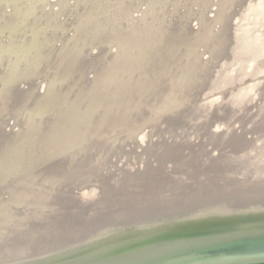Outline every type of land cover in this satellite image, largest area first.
<instances>
[{
    "label": "rangeland",
    "instance_id": "374dc122",
    "mask_svg": "<svg viewBox=\"0 0 264 264\" xmlns=\"http://www.w3.org/2000/svg\"><path fill=\"white\" fill-rule=\"evenodd\" d=\"M261 108L264 0H0V264L263 219V167L227 168L264 160Z\"/></svg>",
    "mask_w": 264,
    "mask_h": 264
},
{
    "label": "water",
    "instance_id": "95a60500",
    "mask_svg": "<svg viewBox=\"0 0 264 264\" xmlns=\"http://www.w3.org/2000/svg\"><path fill=\"white\" fill-rule=\"evenodd\" d=\"M36 260L29 264H264V218L164 228Z\"/></svg>",
    "mask_w": 264,
    "mask_h": 264
},
{
    "label": "bare ground",
    "instance_id": "6f19581e",
    "mask_svg": "<svg viewBox=\"0 0 264 264\" xmlns=\"http://www.w3.org/2000/svg\"><path fill=\"white\" fill-rule=\"evenodd\" d=\"M248 37H251V36H248ZM181 47V46H180ZM258 48H261V47H258ZM252 49H253V47H252ZM251 49V50H252ZM177 50V49H176ZM180 50H181V48H180ZM179 50V51H180ZM178 51V50H177ZM249 51H247L246 52V54L245 55H242L241 54V56L240 57H237V55H232L231 57H230V60H237V59H240V58H243V56H249L251 53H248ZM177 53V52H176ZM229 60V59H228ZM247 60H249V59H245V61H247ZM244 61V62H245ZM243 62V63H244ZM236 63H238V64H241L242 63V61L240 60V61H238V62H236ZM238 64H237V66H235L236 68L234 69L233 67H232V69H230L229 70V74L231 75V77H232V79H227L228 81H229V83L231 82V81H233L234 82V80H236L237 79V76H236V71H238L239 70V68H241L240 66H238ZM253 67V66H252ZM242 69V68H241ZM247 70H249V69H247ZM204 76H205V74L204 75H202V74H200L198 77H192L191 79H193V81H194V84H191V86H193L194 87V85H200V87H198V89L199 88H201V87H203L204 85H205V83L207 82L206 80H209V81H211L212 82V80H213V83L212 84H214V86H217V85H215L216 83H218L220 80H225V79H223V77L222 76H220L219 75V73H218V75L216 74V76H214V78L212 77H207V78H204ZM234 76H236V78H234ZM227 78H229V77H227ZM234 78V79H233ZM211 79V80H210ZM215 80V81H214ZM243 80V79H242ZM185 81V80H184ZM184 81H179V82H177V83H175V85L173 84V87H174V89H181V88H185L186 87V89H185V92L187 91L190 95L192 94V92H193V90L194 89H196L197 87H195V88H192V89H189V87L187 86V83L186 82H184ZM227 81V82H228ZM207 84V83H206ZM216 90H217V88H216ZM196 92V91H195ZM211 92V91H210ZM207 95V93H204L203 95ZM211 94V93H210ZM214 94V93H213ZM212 94V95H213ZM209 95V94H208ZM232 97V96H231ZM230 97V98H231ZM235 97V96H234ZM234 97H232V100H233V98ZM225 98V97H224ZM230 98H227V99H230ZM236 98H237V96H236ZM197 99V98H196ZM235 99V98H234ZM240 99V98H239ZM236 100V99H235ZM241 100V99H240ZM200 102V101H199ZM203 103V102H202ZM204 104H206V102H204ZM221 104H223V102L221 103ZM94 105V104H93ZM210 105V104H209ZM208 105V106H209ZM226 105V104H225ZM212 106V105H211ZM214 106V105H213ZM229 106V105H228ZM216 107V106H215ZM256 107V106H255ZM259 107V106H258ZM257 107V108H258ZM93 108V107H92ZM189 108V107H188ZM187 108V109H188ZM209 108V107H208ZM217 108V107H216ZM223 108V107H222ZM96 109V108H95ZM204 109V108H203ZM215 109V108H214ZM263 111H264V108H261ZM88 110V109H87ZM91 110V109H90ZM190 110V109H189ZM199 110V109H198ZM197 110V111H198ZM253 110H255V109H253ZM252 110V111H253ZM258 110V109H257ZM84 111V110H83ZM96 111H97V109H96ZM185 111H186V109H185ZM196 111V112H197ZM203 110H201V112H202ZM243 111V110H242ZM77 112V111H76ZM83 113H85V112H83ZM186 113H188V114H190L191 115V113H192V111L190 110V111H187ZM199 113V112H198ZM211 113V112H210ZM213 113V112H212ZM251 113V112H250ZM256 112H254V114H255ZM87 114V113H86ZM206 114V113H205ZM244 114V113H243ZM242 114V115H243ZM259 114V113H258ZM262 114V113H261ZM260 114V115H261ZM179 115H183V114H179ZM198 115V114H197ZM208 115V114H207ZM212 115V114H211ZM192 116V115H191ZM194 116V115H193ZM199 116V115H198ZM257 116V114L255 115V117ZM262 116V115H261ZM264 116V115H263ZM194 117H196V116H194ZM193 117V118H194ZM250 117H251V115H250ZM252 117H253V115H252ZM258 117V116H257ZM75 118V117H74ZM199 118H200V116H199ZM210 118V117H209ZM195 119V118H194ZM197 119V118H196ZM76 120V119H75ZM186 120V119H185ZM200 120V119H199ZM214 120H217V119H215L214 118ZM220 120V119H219ZM86 121V120H85ZM207 121V120H206ZM213 121V120H212ZM212 121H210V122H212ZM82 122H84L83 120H82ZM176 122V121H175ZM198 122H200V121H198ZM215 122V121H214ZM189 123H190V121H189ZM195 123H197V122H195ZM195 123H194V125H195ZM202 123V122H201ZM213 123V122H212ZM251 123V122H250ZM83 124H85V123H83ZM256 124V123H255ZM63 125V124H62ZM62 125H60V126H62ZM189 124H187V126H188ZM207 125V124H206ZM215 125H216V123H215ZM220 126H221V124H219ZM166 126V125H165ZM183 126H184V124H183ZM186 126V125H185ZM223 127H224V130H225V132L226 133H229V132H235V133H239L240 131H241V128H236V127H227V126H224V125H222ZM237 126V125H236ZM256 126V125H255ZM171 127V126H170ZM167 128V127H166ZM186 128V127H185ZM246 128L247 127H245V130H246ZM249 128V127H248ZM61 129H63V128H61ZM157 129H159V128H157ZM248 130V129H247ZM255 130L257 131V130H261V127L260 128H255ZM222 131V130H221ZM247 133V132H246ZM259 135V134H258ZM165 136V135H164ZM253 136V135H252ZM257 136V135H256ZM258 137H260V136H258ZM263 137V136H262ZM35 137L34 136H31V137H27V143H35L36 144V142H34V139ZM211 138H214V137H211ZM227 138L228 137H225V138H223V137H221V138H219L218 140L220 141V142H226V140H227ZM252 138H254V137H251L250 139H252ZM264 138V137H263ZM185 139V138H184ZM260 139H261V137H260ZM207 140V139H206ZM264 140V139H263ZM217 142V143H220V142ZM129 142H131V141H129ZM132 142H135V141H132ZM131 142V143H132ZM258 142V141H257ZM262 142V141H261ZM212 143V142H211ZM214 143H216V141H214ZM233 143V142H232ZM235 143H237V141L235 142ZM35 144H33V147H34V145ZM207 144V143H206ZM205 144V145H206ZM157 145H159V144H157ZM164 145V144H163ZM209 145H211V144H209ZM218 145V144H217ZM238 145V144H237ZM260 146V145H259ZM33 147H28V149H24L23 150V153H20L19 151V153L18 152H13V153H8V154H6L7 156H13V157H16V158H18L17 159V166L20 168V169H24L25 167H26V165L28 164V163H30V158L32 157V154H35V152H33L32 150H30L29 151V149H31V148H33ZM160 147V146H159ZM163 147V146H162ZM202 147V146H201ZM203 147H204V144H203ZM256 147V146H255ZM187 148L188 149H190V147L188 146V147H186V151H187ZM192 148V147H191ZM235 148V147H234ZM238 148H240L239 146H238ZM254 148V147H253ZM161 149V148H160ZM198 149V148H197ZM246 149V148H245ZM247 149H248V147H247ZM181 150V149H180ZM179 150V151H180ZM191 151H187V153L186 154H180L179 152H178V150H176V152H175V154L177 155V154H179L180 156L181 155H185V156H188V157H190V158H198L199 156L198 155H196L195 153V150H193V148L192 149H190ZM200 150V149H199ZM199 150H198V152H199ZM21 151V150H20ZM185 151V150H184ZM185 151V152H186ZM203 151V150H202ZM201 151V152H202ZM216 151V150H215ZM181 152H183V151H181ZM159 153V152H158ZM169 155H171V154H169ZM115 157V156H114ZM165 159V158H164ZM161 162V161H160ZM128 164H130V163H128ZM163 164V163H162ZM160 166V165H159ZM232 166V165H231ZM258 166H261V167H263V169H264V160L262 159V158H260V157H255L254 159H249V160H247V161H245L244 163H242L241 165H235V166H232V167H227V168H233L234 170H239V171H242V172H245V171H251V170H253L254 168H257ZM223 167V166H222ZM224 167H226V166H224ZM150 168V167H149ZM215 168H219V167H215ZM214 169V168H213ZM219 169H222V168H219ZM232 169V170H233ZM149 170V171H148ZM145 169V171H147V179L149 180H152V178L153 177H155V176H157L158 174H159V172H158V170H154V169ZM218 171V170H217ZM220 171V170H219ZM218 171V172H219ZM131 173H134V172H132V171H130ZM130 172H129V174H130ZM135 172H138V171H135ZM144 172V171H143ZM127 175V174H126ZM131 175V174H130ZM128 176V175H127ZM126 176V177H127ZM125 178V177H124ZM105 180V179H104ZM237 180V179H236ZM224 181V180H223ZM235 181V180H234ZM114 183H115V181H114ZM222 184V183H221ZM218 185V184H217ZM127 186V185H126ZM172 186H174V184H172ZM117 188V187H116ZM122 188V187H121ZM182 191V190H181ZM242 206H244V205H242ZM263 206V205H262ZM239 207V206H238ZM239 208H241V206L239 207ZM237 209V208H236ZM243 209V208H242ZM259 209V208H258ZM255 214V213H254ZM56 217V216H55ZM54 217V218H55ZM30 218V217H29ZM9 219H11V220H17L18 219V221L19 220H22V219H20L19 217H17V216H14V217H12V218H9ZM24 219V218H23ZM65 219V218H64ZM44 220V219H43ZM63 220V219H62ZM48 220H46V222H47ZM22 222V221H21ZM43 222V221H42ZM49 222H52V221H49ZM56 222H58V221H56ZM85 222V221H84ZM63 223V222H62ZM48 224V223H47ZM77 226V225H76ZM65 227V226H64ZM55 228V227H54ZM63 228V227H62ZM58 229H60L59 227H58ZM62 231V230H61Z\"/></svg>",
    "mask_w": 264,
    "mask_h": 264
}]
</instances>
